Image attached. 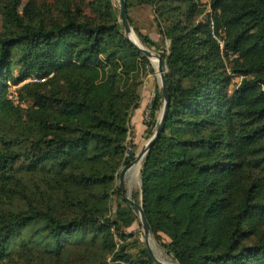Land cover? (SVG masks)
<instances>
[{
    "label": "trees",
    "instance_id": "16d2710c",
    "mask_svg": "<svg viewBox=\"0 0 264 264\" xmlns=\"http://www.w3.org/2000/svg\"><path fill=\"white\" fill-rule=\"evenodd\" d=\"M125 4L144 46L158 50L134 26L135 5L169 41L168 111L131 196L150 234L177 264H264V0ZM89 5L93 18L67 0L25 18L20 0H0V264H154L128 252L137 219L117 185L134 161L128 124L149 62L111 0ZM32 75L45 81L20 86L15 105L7 83ZM232 75L243 77L233 91ZM162 105L157 90L148 136Z\"/></svg>",
    "mask_w": 264,
    "mask_h": 264
},
{
    "label": "rangeland",
    "instance_id": "374dc122",
    "mask_svg": "<svg viewBox=\"0 0 264 264\" xmlns=\"http://www.w3.org/2000/svg\"><path fill=\"white\" fill-rule=\"evenodd\" d=\"M52 1L53 0H20V6L18 8V11L22 14L23 17L27 18L32 14V12L34 11V8L40 5H43L45 3L49 4ZM67 1L70 3L72 7L80 10L87 17L89 18L94 17V13L89 5L92 0H67ZM111 1H112V4L115 6V8L118 9V12H119L118 0H111ZM209 11L210 9L207 8L206 12L201 14L199 18L201 22H204L207 19L206 13H209ZM130 16H131L134 26L137 27L141 33L149 36L157 43L158 50L150 49L144 46L139 40L134 28L130 24L137 40L141 43V45L144 48L160 56L161 58V54L168 49L169 41L161 38V36L159 35L158 30L156 28V23L151 13V9L147 6H136L135 5L130 9ZM118 22L121 23L120 19L118 20ZM3 28H4V19L0 15V33L3 32ZM148 62H149V65L145 67V72H143L141 76V84L139 87L140 106L135 112L132 113L131 120L128 124L129 134H128L127 140L131 141L134 144V149H135L134 161L136 159L137 153L145 146L146 142L152 137L155 131L154 129L152 134L149 136L148 134L144 132L145 128L148 127L149 122L151 120L150 116L146 118V108L154 100L156 91L160 90L159 83H158V76L156 75V71L153 67L154 64L152 61H151L152 63L149 60ZM164 70L166 72L165 67H164ZM242 80H243L242 76L232 75L231 81H230V90L233 91L237 89L240 86ZM138 114H139V117H138ZM159 117H160V111L159 113H157V122L159 120ZM134 161L128 166L127 173L125 174V177H124V185H123L126 195L130 197L131 200H133L131 197L132 193L138 192L140 190L141 185H140L139 172H140L141 164L143 160L137 163H134ZM124 167L121 168L120 172L122 171ZM119 181L120 180L118 176V179H117L118 186H119ZM8 203H9V200L5 199L4 197H0V208L9 209ZM115 205L116 203L113 200L112 202L113 211H114ZM135 215H136L137 220L129 228L124 230L126 234L131 235V237L127 240V243H128L127 247H128V252L132 255H136L140 249L146 250V243H145V239H144L142 229L139 223V218H138L137 213H135ZM148 242H149V246L154 256L159 261L174 263L167 257L164 250L154 240L152 235L149 236ZM72 260H73V256L69 258V262H71Z\"/></svg>",
    "mask_w": 264,
    "mask_h": 264
},
{
    "label": "water",
    "instance_id": "95a60500",
    "mask_svg": "<svg viewBox=\"0 0 264 264\" xmlns=\"http://www.w3.org/2000/svg\"><path fill=\"white\" fill-rule=\"evenodd\" d=\"M118 4H119L120 22L123 25L124 35L126 36L127 40L130 42V44L132 46H134L136 48V50L141 55L146 57L150 62H151V58H155L157 61L156 66H154L153 64L152 65L156 71V75L158 76V83H159V87H160L162 97H163V105H162V108L160 110V117L158 120V126L155 129L152 137L146 142L145 146L137 153L136 159L134 161V163H137V162L142 161L145 158L150 147L152 146L154 141L159 137L160 133L162 132L164 122H165V118H166L167 111H168L169 96H168V91L166 88L165 70H164V67L162 65V61H161L160 56H158V55L152 53L151 51H149L148 49L144 48L139 41L138 42L140 45L136 44L135 42H133L131 40L130 36H131V34L134 35V33H133V30L130 26V23L128 21V17L126 14L125 0H118ZM127 170H128V166L124 167L119 174V180H120L119 186H118L119 192H120L122 199L131 208H133L134 212L137 213V215H138L139 223H140L142 233H143L145 243H146V250L148 251L151 260L153 261L154 264H177V263H170V262H161L154 256V254H153V252L149 246V242H148L149 236L151 234H150L149 227H148L147 221L145 219L142 207H141V205H139V204L135 203L133 200H131L130 197H128L124 191V187H123L124 177H125V174L127 173Z\"/></svg>",
    "mask_w": 264,
    "mask_h": 264
},
{
    "label": "built area",
    "instance_id": "2783aa9c",
    "mask_svg": "<svg viewBox=\"0 0 264 264\" xmlns=\"http://www.w3.org/2000/svg\"><path fill=\"white\" fill-rule=\"evenodd\" d=\"M210 30H211L212 37L217 41L220 49L222 50L223 42L216 35L213 23L210 24ZM49 77H51V75ZM44 81H45V78L40 79L39 77L32 75L28 79L24 80L23 82H21L18 85H13L10 82H8L7 83V85H8L7 98L10 101H12L15 105H17L19 103V101H18V95H17V89L20 86H22L23 84H26V83H41V82H44ZM150 106H151V103L146 108V118L150 115V109H151Z\"/></svg>",
    "mask_w": 264,
    "mask_h": 264
},
{
    "label": "bare ground",
    "instance_id": "6f19581e",
    "mask_svg": "<svg viewBox=\"0 0 264 264\" xmlns=\"http://www.w3.org/2000/svg\"><path fill=\"white\" fill-rule=\"evenodd\" d=\"M130 38H131V40L133 42H135L136 44L140 45L139 42H138V40H137V38L133 34H131ZM151 61L153 62L154 66H156V62H157L156 59L155 58H151Z\"/></svg>",
    "mask_w": 264,
    "mask_h": 264
},
{
    "label": "crops",
    "instance_id": "0c3cea01",
    "mask_svg": "<svg viewBox=\"0 0 264 264\" xmlns=\"http://www.w3.org/2000/svg\"><path fill=\"white\" fill-rule=\"evenodd\" d=\"M139 111V110H138ZM138 117H139V114H138Z\"/></svg>",
    "mask_w": 264,
    "mask_h": 264
}]
</instances>
